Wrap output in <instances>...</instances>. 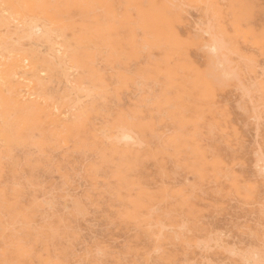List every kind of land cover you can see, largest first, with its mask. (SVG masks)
Returning <instances> with one entry per match:
<instances>
[{
    "label": "rangeland",
    "instance_id": "rangeland-1",
    "mask_svg": "<svg viewBox=\"0 0 264 264\" xmlns=\"http://www.w3.org/2000/svg\"><path fill=\"white\" fill-rule=\"evenodd\" d=\"M69 2L0 56V264H264V0Z\"/></svg>",
    "mask_w": 264,
    "mask_h": 264
},
{
    "label": "bare ground",
    "instance_id": "bare-ground-1",
    "mask_svg": "<svg viewBox=\"0 0 264 264\" xmlns=\"http://www.w3.org/2000/svg\"><path fill=\"white\" fill-rule=\"evenodd\" d=\"M90 1H95V6L93 7L94 10L91 12V24L87 25L88 21L87 19L85 20L87 10H85V8L90 4ZM72 2L74 3L73 6L83 9L80 15L82 16V22H84L83 25H81L83 30L82 33L76 35L74 38L75 43L79 47H83L86 41H92L94 43L95 39H99L101 36L99 6L101 0H72ZM64 3H66L68 7L71 5L69 4V0L68 2L67 0H0V6H4L10 12L12 18L23 24L22 30L13 32L0 16V56L18 55L22 48L21 40L27 35H32L39 30L41 31L45 26L54 25L62 31L77 26L75 23L67 25L59 18L60 6ZM74 58L79 66H84V60L79 53H77ZM19 106L20 105H13L11 101L4 99L2 104L3 116L9 124H13L14 120L17 119L20 131H29L36 122L37 112L41 113L44 110L32 105H24L21 106V108ZM123 142H125V140ZM126 142L128 143V141ZM133 144L135 143L133 142Z\"/></svg>",
    "mask_w": 264,
    "mask_h": 264
}]
</instances>
